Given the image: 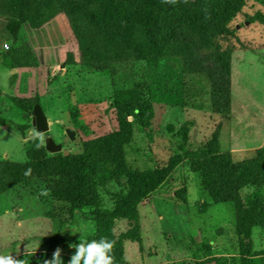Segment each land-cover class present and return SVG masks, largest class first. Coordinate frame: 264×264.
I'll list each match as a JSON object with an SVG mask.
<instances>
[{"label": "trees", "instance_id": "obj_1", "mask_svg": "<svg viewBox=\"0 0 264 264\" xmlns=\"http://www.w3.org/2000/svg\"><path fill=\"white\" fill-rule=\"evenodd\" d=\"M264 7V0H253ZM65 8L80 10L73 27L92 30L104 39L97 40L96 55L84 63L94 72L108 73L112 86V107L117 129L109 134L83 141L78 154H49L44 143L28 141L23 163L0 160V196L25 184L38 183L50 198L67 207L70 218L77 214L95 220L93 239L102 237L114 241V264H124L125 241L141 245L138 205L147 200L184 163L196 176L204 200L194 202L201 210L211 205H231L233 230L237 246L228 255L232 264H264V248L254 252L252 233L264 228V196L246 205L241 191L264 189V147L249 157L235 161L219 144L220 129L195 149L188 146L191 122H185L176 132L181 154L169 158L160 168L137 170L127 165L125 149L133 139L134 129L143 130L154 117L156 96L172 98L178 107L188 100L207 96L210 111L229 118L232 109L231 60L239 45L235 22L244 17L248 23L264 24L257 11L252 17L243 10L248 0H62ZM61 0H0V47L10 44L0 53V63L10 70L34 69L37 56L28 39L22 36L26 26L38 31L64 13ZM83 24V25H82ZM242 28L244 23L239 24ZM91 50V46L87 44ZM109 46L111 52H108ZM109 48V49H110ZM93 51V49H92ZM91 53V52H90ZM165 63L180 72V84L171 79L137 80L133 66H145L148 74ZM67 52L64 65H76ZM119 74L132 79L129 87L117 88ZM15 75H13V80ZM2 92L0 91V97ZM19 110L30 113L39 96L10 97ZM166 105V103H164ZM21 136L27 127L12 124ZM117 188L114 191L111 189ZM104 194L112 206L104 207ZM181 201L189 204L186 190L178 192ZM116 221H126L128 229L119 236L114 233ZM63 222H54L50 244L30 264H42L52 258L53 245ZM223 233L220 229L218 236ZM213 258L207 260L215 262Z\"/></svg>", "mask_w": 264, "mask_h": 264}, {"label": "rangeland", "instance_id": "obj_2", "mask_svg": "<svg viewBox=\"0 0 264 264\" xmlns=\"http://www.w3.org/2000/svg\"><path fill=\"white\" fill-rule=\"evenodd\" d=\"M64 9L46 29L48 39L41 40L35 52L41 63L39 68L13 73L0 63V160L25 162L27 143L35 138L36 132L32 126V111L26 113L17 109L10 97L21 98L29 93L30 98L39 96V106L48 122L47 134L62 146L63 155L78 154L83 141L117 129L108 73L94 72L84 66L93 57L92 53L96 55L99 51L97 40L104 39V35L98 36L83 24L78 29L73 27L80 10L65 6ZM257 11L264 16V7L248 0L244 14L252 17ZM242 23L241 28L239 24ZM235 25L240 43L238 50L232 53L229 118L213 114L207 96L188 100L183 107H178L174 99L164 100L157 95L150 125L142 131L134 129L133 139L125 149L129 167L140 171L160 168L170 157L181 154L176 132L185 122L192 124L188 134L190 149L207 142L216 128L220 129V149L230 152L235 161L264 147V24H250L240 16ZM26 30L22 32L23 37ZM6 45L10 47L9 43ZM107 48L110 53L111 48ZM4 50L0 47V53ZM67 52L72 53L76 65H64ZM132 70L137 80L171 79L174 84H180L181 80L180 72L165 63H160L151 74L145 66L134 65ZM14 74L16 80H13ZM131 82L126 74H119L115 85L124 88ZM12 124L27 127L25 135L21 136ZM116 189L112 187L111 191ZM182 189L186 190L189 204L178 197ZM262 196L264 189L241 191L246 205ZM103 197L104 207L110 208V197L106 194ZM203 200L198 179L181 163L147 200L138 205L142 242L141 245L123 243L124 264H232L227 257L232 253V246H237L232 207L211 205L202 211L194 202ZM54 222L64 224L52 253L57 247L61 248L64 264H68L74 254L70 245L78 243L80 237L93 239L94 218L82 213L70 218L66 205L53 201L45 187L38 183L22 185L0 196V252L25 258L30 264L50 244ZM127 229L126 221L115 222L116 236ZM220 229L223 233L218 236L216 232ZM252 241L254 252L264 248V228L253 230ZM211 258L216 261L206 263ZM252 264H258L257 258L252 259Z\"/></svg>", "mask_w": 264, "mask_h": 264}, {"label": "clouds", "instance_id": "obj_3", "mask_svg": "<svg viewBox=\"0 0 264 264\" xmlns=\"http://www.w3.org/2000/svg\"><path fill=\"white\" fill-rule=\"evenodd\" d=\"M168 2L175 3L176 0H168ZM33 135L39 140L37 147H40L44 143V135L39 132ZM70 247L74 249V254L71 255L68 264H114V257L111 254L114 241L106 237L99 240H86L80 237L79 242ZM61 251L62 249L57 247L52 253V258L44 259L42 264H64ZM0 264H27V260L17 258L10 253L0 252Z\"/></svg>", "mask_w": 264, "mask_h": 264}, {"label": "water", "instance_id": "obj_4", "mask_svg": "<svg viewBox=\"0 0 264 264\" xmlns=\"http://www.w3.org/2000/svg\"><path fill=\"white\" fill-rule=\"evenodd\" d=\"M238 28V27H237ZM33 121L32 126L35 128L36 132L42 133L44 135V147L45 150L49 154H57L60 153L62 150V146L60 144L55 143L53 138L48 135L49 127L47 118L45 117L41 107L39 104H35L32 109ZM68 136L73 138L72 133L67 131Z\"/></svg>", "mask_w": 264, "mask_h": 264}, {"label": "crops", "instance_id": "obj_5", "mask_svg": "<svg viewBox=\"0 0 264 264\" xmlns=\"http://www.w3.org/2000/svg\"><path fill=\"white\" fill-rule=\"evenodd\" d=\"M60 16V15H59ZM58 16V17H59ZM58 17H56L54 20H56ZM54 20H52L47 26H45L44 28H42V29H40V30H38V31H31V30H26L27 29V27L25 26L24 28H23V32H24V30H26L25 31V37H26V39H28V41L30 42V45H31V47H32V49L34 50V52H36L37 51V49H38V47H40V41L42 40V41H44V40H46V39H48L47 37H45V36H47L46 35V29L52 24V22L54 21ZM30 31V32H29ZM41 41V42H42ZM45 44H44V42H43V46H44ZM41 66V63H40V61H39V66L37 67V68H39ZM34 69H36V68H34ZM19 70H32V69H18V70H11L13 73H16L17 71H19ZM15 75V74H14ZM15 78H16V75H15ZM16 80V79H15ZM30 95L29 96H24V97H21V98H30L31 97V93H29Z\"/></svg>", "mask_w": 264, "mask_h": 264}, {"label": "built area", "instance_id": "obj_6", "mask_svg": "<svg viewBox=\"0 0 264 264\" xmlns=\"http://www.w3.org/2000/svg\"><path fill=\"white\" fill-rule=\"evenodd\" d=\"M3 47H4L5 49H7V48H8L6 44H4V45H3Z\"/></svg>", "mask_w": 264, "mask_h": 264}]
</instances>
